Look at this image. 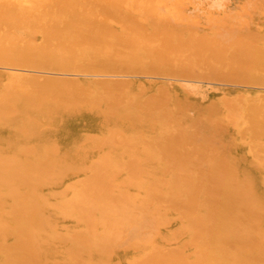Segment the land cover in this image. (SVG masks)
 <instances>
[{"label": "bare ground", "instance_id": "6f19581e", "mask_svg": "<svg viewBox=\"0 0 264 264\" xmlns=\"http://www.w3.org/2000/svg\"><path fill=\"white\" fill-rule=\"evenodd\" d=\"M190 16L264 0H0V264H264V23Z\"/></svg>", "mask_w": 264, "mask_h": 264}, {"label": "rangeland", "instance_id": "374dc122", "mask_svg": "<svg viewBox=\"0 0 264 264\" xmlns=\"http://www.w3.org/2000/svg\"><path fill=\"white\" fill-rule=\"evenodd\" d=\"M190 17L192 18L193 16H190ZM200 17H202L203 19L200 18ZM206 17H207V16H199V17L196 18V16H195L196 20H199V22H196V23H200V22L202 23L203 20H204V22H205L206 24H207V22H208L207 25H206V24L204 25V22H203L202 24L200 23V24L202 25V26H200V24L196 25L195 22H194V24H195V26H196V27H194V24L191 25L190 22H189V23H190V24H189L188 22H185V21L181 22L180 20H179L176 24H178L179 27H181V28H184V27H185V28L188 29V28L190 27V30H191L192 28H196V29H192V30H199V32L203 31L204 29H207L206 31L204 30V31L206 32L205 34H210V33L213 32V34H212L213 36H211V34H210L209 37H210V39H211V38H214L215 41H218V40L222 37V35H219L220 33L223 34V35L225 36V34H224L225 32H224V31H227V30H228V32H226V34L228 33V35H229V33H230L231 35H229V37H228V36H227V37L225 36V37L229 39V42L226 41V38H225V37H224L225 39L222 38V39L220 40V41H222V42H220V41L215 42L214 40H213V41H214V42H213L212 39H211L212 42L209 41L210 39L208 40L209 42H207V43H209V45H211V44H210V42H211V43H213L214 45L216 44V45H215L216 47H218L217 44L219 45V47H221V46L229 45L230 42H232V44H233V43H234V39H235V40L237 39V38H234V37H233L234 39H233V38L230 39V37L233 36V34H234V28H235L237 31H239V32H237V31L235 30V31H236V35H239V34H242V35H243V33L245 34V33L249 32V31L251 30L250 26H253L254 23H258V24H262V23H264V20H262L264 17H262V16H258V18H257V16H255V18H256L255 21L253 20L254 16H253V17H252V16H244V19L241 18V19H242L241 22H243V25H239V27H236L235 25H238V22H237V21H239L240 19H237V21H236L237 23H235L234 20H233L232 18H228L229 16H224L225 18L222 17V16H217L218 21H219V18H220V19L223 18L220 22L217 21V22L219 23V26H220V25L222 26V25L225 23V22L222 23V21H226V20H228V19H231V20H232L231 22H230V20H228L230 23H232V24H230V25L228 24L229 22L227 23V21H226V23L224 24V25H226V27L222 26V27H224V28L221 29L222 32L219 33V31H218V30H215L216 28L214 29V27H213V29H211V28H212V27H211V28H210L211 30L209 29V27H210V24H209V23H211V21H209V20H211V19H209V17H207V18L209 19V20H208ZM242 17H243V16H242ZM250 17H251V18H250ZM259 17H260V18L262 17V18L260 19ZM191 18H190V19H191ZM211 18H213V17H211ZM238 18H240V16H239ZM245 18L248 20V21L246 20L247 22H250V23H248V25L246 24ZM255 18H254V19H255ZM186 19L188 20V18H186ZM186 19H184V20H186ZM200 19H201V20H200ZM213 19H216V17H214ZM225 19H226V20H225ZM234 19H235V18H234ZM249 19H251V20H249ZM181 20H182V19H181ZM187 20H186V21H187ZM192 20L194 21L195 19L192 18ZM196 20H195V21H196ZM206 20H207V21H206ZM261 20H262V21H261ZM212 21H213V20H212ZM214 21H215V20H214ZM260 21H261V23H259ZM215 22H216V21H215ZM241 22L239 21V24H242ZM181 23H182V25H180ZM183 24H184V26H183ZM213 24H214V22H213ZM213 24H211V25H213ZM227 24H228L229 26L234 25V24H235V25H234V26H231V28L228 29L229 27H227ZM244 24H245V25H244ZM185 25H186L187 27H186ZM214 25H215L216 27H219V26H217V24H214ZM214 25H213V26H214ZM199 26H200V28H199ZM206 26H207V27H206ZM221 26H220V27H221ZM242 26H243V27H242ZM191 27H192V28H191ZM197 27H198V28H197ZM205 27H206V28H205ZM222 27H221V28H222ZM247 27H248V28H247ZM203 28H204V29H203ZM226 28H227V30H225ZM232 28H233V30H231ZM238 28H239V29H238ZM242 28H243V29H242ZM247 29H248V31L246 32ZM200 30H201V31H200ZM214 30H215V32H214ZM219 30H220V29H219ZM221 30H220V31H221ZM223 30H224V31H223ZM208 31H209V32H208ZM244 31H245V32H244ZM242 32H243V33H242ZM232 33H233V34H232ZM216 34H217V36H218V35H219V36H218V37H217V36H214V35H216ZM234 35H235V34H234ZM216 37H217L218 39H217ZM215 38H216V39H215ZM223 41H226L227 44H226V42H223ZM219 43H224V44H226V45H224V44H221V45H220ZM207 45H208V44H207ZM209 45H208V46H209ZM214 45H213V46H214ZM230 45H231V44H230ZM215 46H214V47H215ZM258 46H259V45H258ZM214 47H213V48H214ZM210 48H212V45L210 46ZM13 67H15V66H13ZM17 68H18V69H17ZM24 68H25V69H24ZM15 69H16L17 71H20V70H21V72L29 71V70L26 69V67H23V69H22V67H15ZM28 69H29V68H28Z\"/></svg>", "mask_w": 264, "mask_h": 264}]
</instances>
